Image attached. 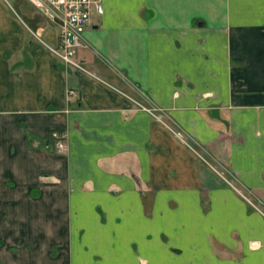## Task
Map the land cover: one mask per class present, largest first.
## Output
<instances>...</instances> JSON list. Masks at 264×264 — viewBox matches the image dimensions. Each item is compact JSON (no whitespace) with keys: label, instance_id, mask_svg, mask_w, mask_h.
Returning <instances> with one entry per match:
<instances>
[{"label":"crops","instance_id":"0c3cea01","mask_svg":"<svg viewBox=\"0 0 264 264\" xmlns=\"http://www.w3.org/2000/svg\"><path fill=\"white\" fill-rule=\"evenodd\" d=\"M84 39L0 0V264H264V0H103Z\"/></svg>","mask_w":264,"mask_h":264},{"label":"built area","instance_id":"2783aa9c","mask_svg":"<svg viewBox=\"0 0 264 264\" xmlns=\"http://www.w3.org/2000/svg\"><path fill=\"white\" fill-rule=\"evenodd\" d=\"M58 27V44L51 51L68 66L85 70L77 59L80 48L86 46L84 31L94 13H101L103 0H29ZM59 151L65 146L66 134L53 133Z\"/></svg>","mask_w":264,"mask_h":264}]
</instances>
